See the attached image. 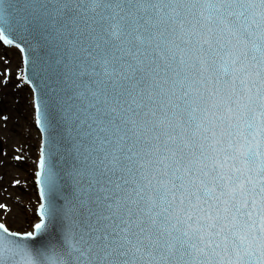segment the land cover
Here are the masks:
<instances>
[{
  "label": "snow or ice",
  "instance_id": "1",
  "mask_svg": "<svg viewBox=\"0 0 264 264\" xmlns=\"http://www.w3.org/2000/svg\"><path fill=\"white\" fill-rule=\"evenodd\" d=\"M0 43L43 136L0 264H264V0H0Z\"/></svg>",
  "mask_w": 264,
  "mask_h": 264
},
{
  "label": "rangeland",
  "instance_id": "2",
  "mask_svg": "<svg viewBox=\"0 0 264 264\" xmlns=\"http://www.w3.org/2000/svg\"><path fill=\"white\" fill-rule=\"evenodd\" d=\"M19 51L0 43V100L10 91V85L18 90L20 111L15 116L0 109V222L9 221L12 229L23 230L35 214L39 204L33 174L39 156L41 134L33 124L28 104L30 88L18 78L22 74ZM8 72L7 86H3L4 74ZM15 127V129H14ZM39 135V136H38ZM16 157H20L19 160ZM3 170V171H1ZM19 181V183H16Z\"/></svg>",
  "mask_w": 264,
  "mask_h": 264
},
{
  "label": "bare ground",
  "instance_id": "3",
  "mask_svg": "<svg viewBox=\"0 0 264 264\" xmlns=\"http://www.w3.org/2000/svg\"><path fill=\"white\" fill-rule=\"evenodd\" d=\"M20 59V55H19ZM20 63V68L22 67L21 65V59L19 61ZM18 90L13 87V85H10V91L5 97H2L0 100V109L3 108L5 109L8 113H12V115H16L20 111V105H19V100L18 101H13L12 97L15 99H18ZM29 96L31 98V93L29 92ZM15 129V127H14ZM39 136V135H38ZM38 158V157H37ZM3 171V170H1Z\"/></svg>",
  "mask_w": 264,
  "mask_h": 264
},
{
  "label": "water",
  "instance_id": "4",
  "mask_svg": "<svg viewBox=\"0 0 264 264\" xmlns=\"http://www.w3.org/2000/svg\"><path fill=\"white\" fill-rule=\"evenodd\" d=\"M25 74H30V69L25 65ZM43 138V137H42Z\"/></svg>",
  "mask_w": 264,
  "mask_h": 264
}]
</instances>
